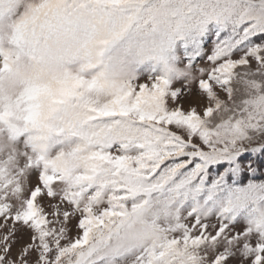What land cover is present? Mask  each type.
<instances>
[{"label":"snow or ice","instance_id":"1","mask_svg":"<svg viewBox=\"0 0 264 264\" xmlns=\"http://www.w3.org/2000/svg\"><path fill=\"white\" fill-rule=\"evenodd\" d=\"M0 264H264V0H0Z\"/></svg>","mask_w":264,"mask_h":264}]
</instances>
